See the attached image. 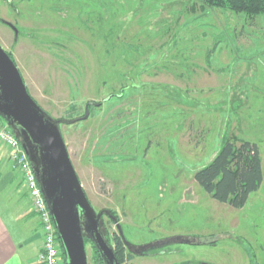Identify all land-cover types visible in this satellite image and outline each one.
Segmentation results:
<instances>
[{"label": "rangeland", "instance_id": "obj_1", "mask_svg": "<svg viewBox=\"0 0 264 264\" xmlns=\"http://www.w3.org/2000/svg\"><path fill=\"white\" fill-rule=\"evenodd\" d=\"M0 45L94 210L114 212L133 247L191 241L125 264H264V184L233 208L195 180L235 136L259 145L264 170V14L199 0H0ZM16 180L29 196L20 169ZM117 222L100 220L112 245ZM84 237L88 264H103Z\"/></svg>", "mask_w": 264, "mask_h": 264}, {"label": "water", "instance_id": "obj_2", "mask_svg": "<svg viewBox=\"0 0 264 264\" xmlns=\"http://www.w3.org/2000/svg\"><path fill=\"white\" fill-rule=\"evenodd\" d=\"M0 116L19 137L33 163L63 247L65 264H88L85 232L91 235L106 263L120 264L100 228L104 214L116 222L117 217L108 210L99 213L94 210L83 190L59 128L31 96L18 66L1 45ZM117 226L119 234L131 250L135 248L136 251H143L161 243H191L189 239L179 236L153 245L133 247L124 238L118 222Z\"/></svg>", "mask_w": 264, "mask_h": 264}, {"label": "trees", "instance_id": "obj_3", "mask_svg": "<svg viewBox=\"0 0 264 264\" xmlns=\"http://www.w3.org/2000/svg\"><path fill=\"white\" fill-rule=\"evenodd\" d=\"M199 1L209 7L244 12L250 17L264 14V0ZM0 122L5 124L1 116ZM195 180L216 201L233 208H243L250 195L257 192L264 181L259 145L237 136L226 139L217 155L196 172ZM113 241L120 264L134 259V254L127 251L126 242L119 233L114 234Z\"/></svg>", "mask_w": 264, "mask_h": 264}, {"label": "crops", "instance_id": "obj_4", "mask_svg": "<svg viewBox=\"0 0 264 264\" xmlns=\"http://www.w3.org/2000/svg\"><path fill=\"white\" fill-rule=\"evenodd\" d=\"M8 159L0 147V264H36L43 237L39 218L29 196L20 192L19 169L13 170Z\"/></svg>", "mask_w": 264, "mask_h": 264}, {"label": "built area", "instance_id": "obj_5", "mask_svg": "<svg viewBox=\"0 0 264 264\" xmlns=\"http://www.w3.org/2000/svg\"><path fill=\"white\" fill-rule=\"evenodd\" d=\"M0 147L7 148L9 158L18 165L22 172L32 207L40 220L43 237L36 264H65L63 247L29 156L19 137L11 128L1 123Z\"/></svg>", "mask_w": 264, "mask_h": 264}, {"label": "flooded vegetation", "instance_id": "obj_6", "mask_svg": "<svg viewBox=\"0 0 264 264\" xmlns=\"http://www.w3.org/2000/svg\"><path fill=\"white\" fill-rule=\"evenodd\" d=\"M110 243V242H109ZM112 247H113V249H114V251H115V248H116V245H115V242L113 241V245L112 244H110ZM155 246V245H154ZM137 249H135V248H133L132 250L131 249H129L128 248V246H127V251H129V252H131V253H133V254H135L134 252H138V251H136ZM115 254H116V251H115ZM118 259V258H117ZM102 263L103 264H108V263H106L104 260L102 261ZM199 264V263H198Z\"/></svg>", "mask_w": 264, "mask_h": 264}]
</instances>
